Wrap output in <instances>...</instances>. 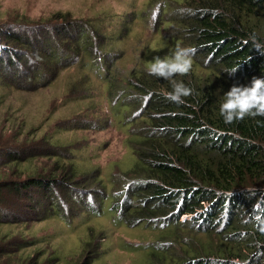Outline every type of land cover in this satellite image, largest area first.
Masks as SVG:
<instances>
[{
    "label": "rangeland",
    "instance_id": "374dc122",
    "mask_svg": "<svg viewBox=\"0 0 264 264\" xmlns=\"http://www.w3.org/2000/svg\"><path fill=\"white\" fill-rule=\"evenodd\" d=\"M188 1L0 0L1 25L31 43L27 51L15 48L23 55L18 57L19 64L15 62L14 68L2 66L6 71L0 70L11 77H16L13 69L25 73L23 78L11 80V86L0 89V142L24 144L29 154L19 161L20 170L12 164L4 170L14 179L39 176L48 180L54 176L58 182H54L51 194L59 202V214L56 209L47 211L50 203L39 191L41 220L38 214H27V209L20 217L24 222L0 229V243L12 239L17 243L16 247L11 243L14 254L3 256L0 262L154 264L158 255H164L159 249L178 252L179 246L165 235L169 226L158 223L151 229L113 223L117 213H111V205L119 199L129 201L125 193L118 198L116 195L130 183L126 180L132 176L127 173L137 162L133 148L137 149L138 142L130 139L129 133L140 130L141 124H129L132 117L127 124L115 117L112 104L116 98H109V88L100 74H94L88 59L81 66V58L74 55L72 46L78 41L92 43L93 56L101 53V60L117 67L113 74L117 81L126 78L131 70H147L154 57L166 58L178 46L186 47L188 41L172 37L175 30L164 21L172 15L181 16L177 9L188 10L183 6ZM251 28L263 35L264 25ZM63 44L66 53L61 48ZM48 51H59L58 65L44 61ZM211 59L204 58L203 65L211 66ZM199 62L202 63L200 57L192 70L203 68ZM32 67L36 70L32 71ZM37 73L43 78L34 83ZM183 144L190 146L187 141ZM3 175L0 173V177ZM65 176L71 182L62 183ZM104 196L109 198L105 204ZM76 197L81 200L76 201ZM28 198L25 195V200ZM88 200L96 207H89L85 202ZM103 205L104 214L100 212ZM190 226L193 227L191 222ZM178 233L185 234L181 230ZM195 239L197 248L215 244L213 238ZM150 251L158 253L156 258L150 257Z\"/></svg>",
    "mask_w": 264,
    "mask_h": 264
},
{
    "label": "trees",
    "instance_id": "16d2710c",
    "mask_svg": "<svg viewBox=\"0 0 264 264\" xmlns=\"http://www.w3.org/2000/svg\"><path fill=\"white\" fill-rule=\"evenodd\" d=\"M183 6L188 10L179 8L181 16L172 15L164 22L175 30L172 37L181 36L188 41L186 47L197 49L194 63L200 57L203 66L186 76L174 77L193 89L183 104L166 99L172 91L171 81L151 76L143 69L131 70L117 81L113 75L117 67L101 60V53L93 56L92 43L78 41L72 46L74 55L81 58V66L88 59L94 74H100L109 88V98H116L112 104L115 117L124 124L131 117L129 124H141L140 130L129 133L139 150L137 153L133 148L137 162L127 173L132 176L126 180L130 183L116 195L118 198L125 193L129 201L119 199L108 208L117 213L113 218L116 225L155 229L160 223L171 227L165 235L179 250L161 248V257L150 251V257L158 255L154 264H264V117L225 123L219 111L224 95L234 84L246 86L254 75L264 78V57L238 73L237 79L227 73L247 58V51H254L252 44L243 45L242 40L253 37L264 44V32L260 35L251 28L264 25V0H189ZM184 20L190 23L184 24ZM46 54L44 61L60 63L56 53ZM209 56L211 66L206 67L203 59ZM11 84L10 80L0 79V89ZM205 125L229 131L233 149L209 145L203 138ZM185 141L190 146L184 145ZM10 164L20 170L21 163L16 159L1 165L0 173ZM61 181L71 182L66 176ZM229 196L232 204L227 209L221 198L227 200ZM107 201L109 198L104 196L102 203ZM203 203H209V211L201 213V218L206 216L204 228L198 230L177 222L174 216L193 214ZM52 208L59 214L58 205H49L47 211ZM105 208L103 205L100 212L104 214ZM180 230L185 234H179ZM196 237L213 238L215 244L197 248Z\"/></svg>",
    "mask_w": 264,
    "mask_h": 264
},
{
    "label": "clouds",
    "instance_id": "9594fccd",
    "mask_svg": "<svg viewBox=\"0 0 264 264\" xmlns=\"http://www.w3.org/2000/svg\"><path fill=\"white\" fill-rule=\"evenodd\" d=\"M242 43L243 45L252 44L254 51H247V58L244 59L240 65L232 68L227 72L229 76L234 75L233 77H235V79H237L236 75L242 72V70H244L246 67L254 66L257 58L264 57V44H262L260 41L256 40L253 37H249L245 40H242ZM29 45L31 46V43L26 41L23 36L6 29V26L1 25L0 23V70L2 69L3 71H6L5 69H3V67L14 68L15 62L16 64H19L18 57H23V55L20 54L15 48H19L22 51H27V46ZM64 47L65 44H63L61 48L65 51V53L68 52V50ZM196 52L197 49L195 47L178 46L169 57L161 58L159 56H156L150 62L147 68V72L149 75L172 82V91L169 92L166 96V99H168L170 102L183 104L185 103V98L190 97L193 94L192 88L188 87L183 82L175 81L174 77L178 75L186 76L191 73ZM5 62H8V64ZM13 70L17 78H23L25 76L24 71H16L15 69ZM35 70L36 69L32 67V71ZM37 75L38 73L36 74V76ZM16 77H11L8 74L3 75L0 72L1 80L11 81L13 79H16ZM39 77L40 76H38V79ZM36 81L33 79L34 83ZM219 111L225 123H233L234 121L243 120L247 117H264V78L262 76L254 75L250 84L246 86L234 84L224 95V99L220 104ZM203 130H205V132L207 131L203 138L207 139V143L209 145H218L219 147L221 146L233 149V140L229 131L217 129L210 125H205L203 127ZM189 141H187L188 144ZM27 156H29V154L25 153L24 144L13 143L12 145H9L7 142H0V167L5 163H9V161L16 159L17 161H20ZM5 172L6 171H4V175L0 177L1 226H17L22 221L24 222V220H21L20 217L27 209V214L32 216L38 214V220H40V199L39 196H37V194H39V191H42L44 199L47 203H50L49 205H58L59 207V202H56L53 198V195L51 194V189L52 187H54V182L55 184H57L58 182L53 178L54 176L52 177V179L48 180L42 179L39 176H37L36 178L28 179H14L13 177L7 176V172ZM13 189L16 191L15 193L12 192ZM25 195L29 196L27 200H25ZM75 200L80 201L81 198L76 197ZM230 200L231 196H229L227 200L221 198V202L226 204L227 209H229L231 203ZM85 202L89 207H96L94 202H91L90 200ZM208 206L209 203H203L202 207L194 210L193 214H182L174 217H177V222L186 224L188 227H192L190 226L191 222L193 227L199 230L200 228H204L206 225V216H203L201 218V213L203 212V210L209 211L206 210ZM167 218H170V215ZM180 218H184V221H180ZM169 221H171L172 223L174 222L173 218L169 219ZM11 243H14L15 247L17 246L15 239H12L8 243H4V241L0 243V259L9 253H13L15 247L11 251Z\"/></svg>",
    "mask_w": 264,
    "mask_h": 264
}]
</instances>
